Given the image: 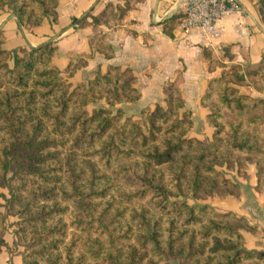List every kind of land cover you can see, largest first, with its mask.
I'll list each match as a JSON object with an SVG mask.
<instances>
[{"label": "trees", "instance_id": "trees-1", "mask_svg": "<svg viewBox=\"0 0 264 264\" xmlns=\"http://www.w3.org/2000/svg\"><path fill=\"white\" fill-rule=\"evenodd\" d=\"M140 1L107 3L92 17V54L112 55L98 26H117ZM255 1L264 23V0ZM56 6L0 0L25 28L56 21ZM86 17L73 22L84 26ZM180 20H165L163 32L171 36ZM3 43L0 31V252L13 216L23 264H264V254L243 248V218L198 202L236 189L223 167L242 172L252 162L264 181V98L236 88L262 89L264 60L245 75L232 66L208 82L200 103L213 134L201 142L187 136L191 120L179 116L183 99L173 84L163 90L164 108H143L131 120L116 108L139 100L129 69L97 70L71 88L62 75L83 58L61 72L54 46L44 45L22 51L9 68Z\"/></svg>", "mask_w": 264, "mask_h": 264}, {"label": "crops", "instance_id": "crops-1", "mask_svg": "<svg viewBox=\"0 0 264 264\" xmlns=\"http://www.w3.org/2000/svg\"><path fill=\"white\" fill-rule=\"evenodd\" d=\"M233 1L241 8V13L227 16L221 22L218 37L208 39L197 30L184 32L178 26L172 30L171 36L163 32L162 23L170 18L166 19L171 11H174L172 16L181 15L183 1L141 0L126 12L117 26H98L104 35V45L112 50L108 57L99 52L91 53L89 38L95 30L90 24L91 19L101 14L107 3L123 6L125 0H57L56 21L45 19L30 28L23 27L13 12L0 8V31L4 38L3 48L9 53V68L22 51L44 45L54 46L51 61L61 72L71 62L83 58V66L71 75H62L71 88L91 80L97 70L104 74L109 67L129 69L135 78L133 87L140 97L135 103L117 105L116 108L122 109L123 116L131 120L137 119L143 108L152 109L157 105L164 108L163 90L173 84L182 95L181 112L191 120L188 137L206 142L212 138L213 127L207 121L208 111L201 105L200 98L208 82L219 78L222 71L232 66H238L240 73L245 75L264 60V23L256 1ZM85 16L88 24L79 26L73 22ZM206 53L214 65H209ZM239 89L241 94L264 98V86L259 91L242 86ZM103 105L99 102L89 109ZM220 170L236 189L223 188L202 204L218 213L243 218L247 223V227L240 231L243 248L250 253L264 254V181L258 182L257 169L252 162L247 163L242 172L236 168L223 167ZM0 264L23 263L18 251H2Z\"/></svg>", "mask_w": 264, "mask_h": 264}, {"label": "built area", "instance_id": "built-area-1", "mask_svg": "<svg viewBox=\"0 0 264 264\" xmlns=\"http://www.w3.org/2000/svg\"><path fill=\"white\" fill-rule=\"evenodd\" d=\"M234 13H241V8L233 0H183L178 27L184 32L197 30L208 39L217 38L221 22Z\"/></svg>", "mask_w": 264, "mask_h": 264}, {"label": "rangeland", "instance_id": "rangeland-1", "mask_svg": "<svg viewBox=\"0 0 264 264\" xmlns=\"http://www.w3.org/2000/svg\"><path fill=\"white\" fill-rule=\"evenodd\" d=\"M8 10V9H7ZM239 87L241 86H238L236 87L237 90L239 91V93L241 94L240 92V89ZM91 106V105H89ZM89 106L86 107V110L87 111H91L89 109ZM156 107V106H155ZM154 107V108H155ZM152 108V109H154ZM150 109V108H149ZM181 108L179 109V116H183V115H186V113L184 112H181ZM190 119V118H189ZM188 136V135H187ZM193 139V138H192ZM211 197V196H210ZM208 198V197H207ZM205 198V199H207ZM205 199L203 200H199L198 202L202 203ZM0 202H2V199L0 198ZM187 202L189 204H193L194 201L192 199H187ZM212 208V207H211ZM216 211V210H215ZM217 212V211H216ZM17 221V218L16 217H13V216H8L7 218V221H6V231H5V234H4V240L6 241V245L4 247L1 248V252H6V253H16V251H18L19 255H20V252H21V248L20 247H15L14 245V240H16L15 238V235H14V230H15V225L14 223ZM9 244V246H8ZM0 252V254H1ZM21 256V255H20ZM22 258V257H21Z\"/></svg>", "mask_w": 264, "mask_h": 264}, {"label": "water", "instance_id": "water-1", "mask_svg": "<svg viewBox=\"0 0 264 264\" xmlns=\"http://www.w3.org/2000/svg\"><path fill=\"white\" fill-rule=\"evenodd\" d=\"M181 1H183V0H180V2H181ZM173 13H174V11H171V12L169 13V15L166 17V19L169 18V17H171Z\"/></svg>", "mask_w": 264, "mask_h": 264}]
</instances>
